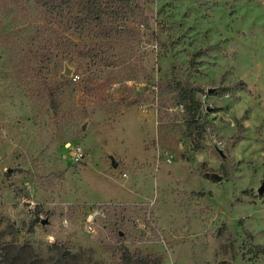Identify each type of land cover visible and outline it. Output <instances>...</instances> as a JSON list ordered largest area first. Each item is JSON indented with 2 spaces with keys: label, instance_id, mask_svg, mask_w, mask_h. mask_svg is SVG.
<instances>
[{
  "label": "rangeland",
  "instance_id": "374dc122",
  "mask_svg": "<svg viewBox=\"0 0 264 264\" xmlns=\"http://www.w3.org/2000/svg\"><path fill=\"white\" fill-rule=\"evenodd\" d=\"M132 4L0 0V264H264V0Z\"/></svg>",
  "mask_w": 264,
  "mask_h": 264
},
{
  "label": "trees",
  "instance_id": "16d2710c",
  "mask_svg": "<svg viewBox=\"0 0 264 264\" xmlns=\"http://www.w3.org/2000/svg\"><path fill=\"white\" fill-rule=\"evenodd\" d=\"M134 0H35L36 4L41 7L50 17L51 22L57 23L69 17L68 21L81 27L85 24L102 23L105 18L113 19L110 28L113 31H119L125 28L129 22L130 14H135L138 6L133 5ZM76 7V11H75ZM109 37V36H108ZM247 85L240 81L237 87L242 90ZM187 111L192 114V119L196 120L199 110L197 93L200 91L195 88L185 89L184 92ZM198 123V120H196ZM195 123V122H193ZM197 126L196 129H201ZM199 133V132H198ZM202 146L196 142L195 149L200 150ZM231 234L228 232V237ZM264 255V246L255 247V256ZM123 264H160L159 261L150 263L149 259L135 257L129 250L125 249L122 256Z\"/></svg>",
  "mask_w": 264,
  "mask_h": 264
},
{
  "label": "built area",
  "instance_id": "2783aa9c",
  "mask_svg": "<svg viewBox=\"0 0 264 264\" xmlns=\"http://www.w3.org/2000/svg\"><path fill=\"white\" fill-rule=\"evenodd\" d=\"M96 217H97V214L96 213H90L89 216H88V218H87L85 228H86V230L89 233H94L95 232L94 223H95ZM64 224L67 225L68 224V221L66 220L64 222Z\"/></svg>",
  "mask_w": 264,
  "mask_h": 264
}]
</instances>
